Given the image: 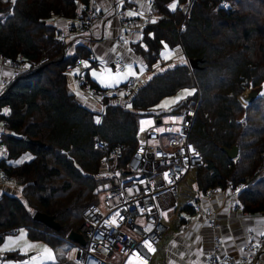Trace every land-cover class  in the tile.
I'll list each match as a JSON object with an SVG mask.
<instances>
[{
	"label": "trees",
	"instance_id": "trees-1",
	"mask_svg": "<svg viewBox=\"0 0 264 264\" xmlns=\"http://www.w3.org/2000/svg\"><path fill=\"white\" fill-rule=\"evenodd\" d=\"M86 1L0 0V57L15 61L21 56L26 67L0 94V124L5 125L0 144L6 151L0 171L3 180L19 187L16 195L0 196V246L15 228L50 248L72 242L68 236L78 234L82 210L99 205L96 193L116 184L97 178L104 154L96 144L119 151L117 171L125 178L141 121L152 117L160 123L163 115L170 118L188 108H195L188 140L202 163L191 170L195 196L180 214L193 217V206L210 189L239 186L241 212L264 214V93L247 107L239 101L246 90L264 84V0H193L186 17L179 8L186 0H152L153 21L130 45L143 61L146 78L126 96L115 95L117 89L106 95L100 120L97 109L71 93L65 72L77 59L87 60L89 50L82 44L69 51L52 23L81 17L78 5ZM163 47L178 48L196 68L164 65ZM85 77L92 88L108 93ZM182 89L193 94L168 114L152 113L163 98ZM233 147L237 156L230 159L221 149ZM103 180L110 187L101 189ZM36 213L50 217L58 229L34 220ZM185 223L180 218L178 227Z\"/></svg>",
	"mask_w": 264,
	"mask_h": 264
},
{
	"label": "built area",
	"instance_id": "built-area-1",
	"mask_svg": "<svg viewBox=\"0 0 264 264\" xmlns=\"http://www.w3.org/2000/svg\"><path fill=\"white\" fill-rule=\"evenodd\" d=\"M152 0H143L150 4ZM90 0L87 4L86 14L75 20L73 30L78 36H85L86 47L89 50L87 60L77 59L72 66L66 68L68 77H72L78 88V97L88 108H95L101 119L105 105L103 98L112 93H102L92 88L85 77V62L93 65L97 59L93 52L96 44L93 32L99 29L105 21V14ZM193 0H186L180 5V10L186 17ZM120 4L115 1L112 8L117 16H122ZM82 8V4L78 5ZM152 23L148 15L142 21L131 19L122 25L128 30H143ZM65 36L60 35L62 43ZM121 45L127 43L125 36L120 33L117 38ZM2 64L11 69L9 81H4V87L24 70L25 65L21 56L13 61L0 57ZM111 67L119 73L126 70V63L121 56H115ZM140 80L132 79L125 86L114 92L123 97L128 95L140 84ZM194 109L188 108L181 113L170 117L169 121L154 124L147 129L127 162V175L121 178L117 171L119 151H109L105 144L98 142L96 147L104 154L103 165L98 178H111L115 186L101 195L99 205H89L80 214L81 224L78 234L84 245L74 244L77 247L76 259L78 264H125L130 258L138 264H149L152 252L157 248L162 236L168 227L162 220V211L175 208L176 193L179 183L185 174L201 165L199 150L188 140L189 130L194 118ZM0 134L4 130L0 124ZM0 154L6 157V151L0 144ZM2 178V172L0 171ZM241 186L235 189L220 191L210 189L203 198L220 197L225 202L236 199ZM195 214H202L201 207L193 206ZM264 217V214H260ZM207 227L216 232V221L209 219ZM18 229H11L8 234H16ZM222 242L214 238L212 250L206 254L204 264H257L264 254V230L256 241L248 235L243 247L232 258L221 253Z\"/></svg>",
	"mask_w": 264,
	"mask_h": 264
},
{
	"label": "crops",
	"instance_id": "crops-1",
	"mask_svg": "<svg viewBox=\"0 0 264 264\" xmlns=\"http://www.w3.org/2000/svg\"><path fill=\"white\" fill-rule=\"evenodd\" d=\"M115 1L117 4H120L119 8L122 12V16H117V12L112 8V3ZM89 2L90 0H87L86 5L82 4V8L80 9L84 12L82 16L86 14L87 4ZM95 4L96 7L99 10H102L105 14V21L99 29H96L93 32L94 38L97 41L93 47V52L97 59V65H90L85 62L84 69L85 73L87 72V77L89 78V67L97 69L100 66L105 67L107 63L110 64L111 67V60L118 55L122 56L126 64L132 66L135 72L141 73L144 71V75L146 73L144 64L138 56L133 54L130 46L141 40L142 30H128L122 24L131 19L142 21L148 15L151 17L149 14L150 4H145L143 0H96ZM52 23L57 27L60 34L65 36V43L70 45L69 51L73 46L82 44L86 46L85 36H78L73 30L75 20L68 21L53 19ZM120 33H122L127 40V43L124 45H121L117 40ZM180 55L182 57V53H180ZM105 60H107V63ZM0 63L1 94L5 89L3 82L9 80L12 72L10 68L2 64L1 60ZM183 63H185L184 58L177 62H171L169 60V64L167 65H178ZM96 78L91 76L90 80L100 89L107 90L105 88L108 87L100 83L98 78ZM68 79L69 90L72 94L78 95V88L74 79L72 77H68ZM142 80H144V78ZM125 84L122 83L120 87ZM1 113L6 114L7 110L3 109ZM1 159L2 156L0 154V160ZM18 192L19 187L0 177V196L3 193L16 195ZM198 205L201 207L202 214H194V216L190 218L182 217L186 219V223L178 229L175 227V236L167 245V255L162 264H204L206 254H208L213 248L215 237L220 238L222 242L221 253L235 258L236 253L241 250L248 235L251 236L252 241H256L264 230V217H260L259 215L249 216L241 212L237 200L235 199L225 202L220 197H202ZM209 219L216 221L218 225V230L216 232H213L207 227L206 223ZM32 257L34 258L35 256ZM15 260L16 264H27L26 260ZM135 263L138 264L137 262ZM0 264H3L1 260ZM151 264H156L153 263V259L151 260ZM257 264H264V254Z\"/></svg>",
	"mask_w": 264,
	"mask_h": 264
},
{
	"label": "rangeland",
	"instance_id": "rangeland-1",
	"mask_svg": "<svg viewBox=\"0 0 264 264\" xmlns=\"http://www.w3.org/2000/svg\"><path fill=\"white\" fill-rule=\"evenodd\" d=\"M177 50L180 52L178 48L173 51L169 50L168 47L162 48L160 56L163 57L164 61L166 62H163L164 65L169 64V60L171 62H177L183 59ZM105 62L107 63V60H105ZM143 73L144 71L141 73L135 72L133 67L129 64H126V70L123 73H119L117 70L110 67V64L108 63L105 67L100 66L97 69L92 67L88 68L89 79H91V76L93 78L97 77L100 83L108 87L105 89L109 91L118 89L120 85H122V83H128L131 79H145L146 73L144 75ZM263 93L264 84H262L259 88L246 90L242 95L239 96V100L243 96L244 101H240L244 107H247L248 102H251V99L257 96H261ZM192 94V89H182L174 96L163 98L156 105L152 113L168 114L177 103H179L180 101H184ZM182 111L183 109H181L179 113H181ZM169 119L170 118L168 116L163 115L160 118V122L164 124L168 122ZM154 124L155 120L152 117L143 119L139 125V139H141L144 132L147 129L153 127ZM108 187H110V181L103 180L101 183V189H105ZM100 195L101 193H96V202H99V198L101 199ZM194 196L195 187L193 185V174L192 171H189L186 173L185 177L178 185L177 193L175 196V208H172L170 211H162V220L167 225L168 231L162 236L160 245L152 253L153 263L162 264L164 262V258L167 255V245L169 241L175 236V227H178V221L180 218L186 217L185 214H180V208L187 204L188 200H193ZM181 226L182 225H179V227ZM25 233V229L22 228L19 229L18 233L8 234L4 237L3 243L0 246V260L1 262H3V264H16L15 258H12L15 254H17L18 256H23V260H26L27 264H78L76 259L77 247L74 244H71L65 240L59 247L50 248L42 242L29 241L26 238ZM44 249L49 250L50 256L48 254H45ZM32 256L35 257L33 258ZM125 264L136 263L134 259L130 258L126 261Z\"/></svg>",
	"mask_w": 264,
	"mask_h": 264
},
{
	"label": "water",
	"instance_id": "water-1",
	"mask_svg": "<svg viewBox=\"0 0 264 264\" xmlns=\"http://www.w3.org/2000/svg\"><path fill=\"white\" fill-rule=\"evenodd\" d=\"M187 66H189L191 69H195L196 68V64L195 62H191V61H187ZM250 104V101L248 102V105ZM242 119H240L238 122H241ZM32 144H36L35 142H31ZM222 151H224V153H226V155L230 158V159H234L237 156V147H233L231 150H225V149H221ZM33 219L36 221L41 222L42 224H44L47 227L53 228V229H58L57 224H55L53 222V220L44 215V214H40V213H36L33 216ZM68 240L79 244L80 246L84 245V241L83 239L80 237L79 234H75V233H71L68 236Z\"/></svg>",
	"mask_w": 264,
	"mask_h": 264
},
{
	"label": "snow or ice",
	"instance_id": "snow-or-ice-1",
	"mask_svg": "<svg viewBox=\"0 0 264 264\" xmlns=\"http://www.w3.org/2000/svg\"><path fill=\"white\" fill-rule=\"evenodd\" d=\"M12 2L15 3V0H12ZM171 7H172L173 9H175V8H176V4L173 3V4L171 5ZM130 14H131V13H130ZM129 74H132V73H129ZM188 94H190V93H188ZM174 102H175V101H174ZM166 104H167V102H166ZM44 252H45V254H48V255L50 256V253H49V250H48V249H44Z\"/></svg>",
	"mask_w": 264,
	"mask_h": 264
},
{
	"label": "bare ground",
	"instance_id": "bare-ground-1",
	"mask_svg": "<svg viewBox=\"0 0 264 264\" xmlns=\"http://www.w3.org/2000/svg\"><path fill=\"white\" fill-rule=\"evenodd\" d=\"M75 3H76V2H75ZM77 5H78V4H77ZM15 57H16V56H15ZM0 64H1V63H0ZM2 66H3V65H2ZM0 68H1V66H0ZM125 82H126V81H125ZM3 86H4V85H3ZM131 100H132V99H131ZM240 100H241V101H244L243 96L240 98ZM132 102H133V101H132ZM244 103H245V102H244ZM138 113H139V112H138ZM140 116H141V115H140ZM4 121H5V120H4ZM3 124H4V123H3ZM4 126H5V125H4ZM7 126H8V125H7ZM10 132H11V131H10ZM10 132H9V133H10ZM9 135H10V134H9ZM22 137H23V136H22ZM22 137H21V138H22ZM2 145H3V144H2Z\"/></svg>",
	"mask_w": 264,
	"mask_h": 264
}]
</instances>
